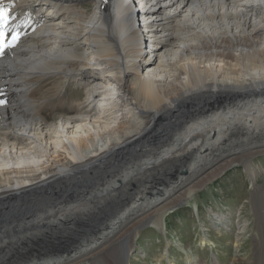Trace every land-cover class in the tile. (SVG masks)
I'll use <instances>...</instances> for the list:
<instances>
[{
  "label": "bare ground",
  "instance_id": "6f19581e",
  "mask_svg": "<svg viewBox=\"0 0 264 264\" xmlns=\"http://www.w3.org/2000/svg\"><path fill=\"white\" fill-rule=\"evenodd\" d=\"M3 4L21 35L0 56L3 264H127L143 226L161 230L170 211L236 162L255 185L259 171L249 165L264 155V0ZM240 135V148L224 149ZM147 154L156 159L117 170L114 159ZM187 157L189 174L176 185L132 188ZM81 187L95 192L80 200ZM256 191L260 264L264 193ZM80 201L97 211L82 215L99 222L93 241L68 252L53 241L34 244L36 227L80 222Z\"/></svg>",
  "mask_w": 264,
  "mask_h": 264
},
{
  "label": "rangeland",
  "instance_id": "374dc122",
  "mask_svg": "<svg viewBox=\"0 0 264 264\" xmlns=\"http://www.w3.org/2000/svg\"><path fill=\"white\" fill-rule=\"evenodd\" d=\"M88 4L90 3L83 2L84 6ZM76 87V85L72 87L74 88L72 89L73 93L76 92ZM70 99L72 101H79L80 96L72 95ZM245 136L240 135L226 141L227 144L224 146V149L234 150V148H240L242 143L237 142L245 139ZM247 142L250 143L252 141L246 140L245 144H248ZM154 156L147 154L135 156L136 158L126 157L114 160L118 161L116 163L118 165L117 170L126 173L131 168V171L133 169L138 170L136 167L139 166L137 165H141L143 161H149L150 158V161L156 159V156ZM145 158L148 160H145ZM190 158L192 159V157H187L182 162H176L171 166L167 164L163 168L165 171L161 170L163 173L154 170L148 171L147 176H139L138 182L133 185L135 188H132L138 189V191L145 189L147 192H150L152 188L176 185L179 177L185 178L188 176L189 173L184 174L182 172L185 169L188 170V167L193 163V159L190 160ZM121 166L125 168L123 169ZM249 166L259 171L255 185L253 184V178L246 170L245 164L236 162L216 180L200 187L189 202L170 211L166 217V223H164L161 230L150 224L143 226L140 230L142 234L138 236L134 243L135 248L131 252L130 262L127 261V264H256L253 241L258 235L259 221L253 209L255 208L254 200L257 199L255 198L257 193L256 188L264 193V155L260 154L253 157ZM168 170L170 171L167 172ZM116 175L112 177H116ZM146 178L150 180L148 181ZM82 188H80V200H82L83 196L93 195L95 192V189L92 188L84 192ZM91 203L87 207L88 209H86L80 201L81 214L80 222L78 223L71 222L70 225V222H62L61 224H55L53 227L44 225L43 228L36 227V229H32L31 232L38 235L34 244L42 241L48 244L53 241L59 243L57 245L58 252H68V248L72 251L83 244L87 245L93 241L96 234H98L97 228L99 222L91 218L87 220L88 222L83 223L85 219H82V215L83 217H90L96 214L97 211L93 206L94 202ZM62 205L65 206V209L67 208L65 203H62ZM62 210H64V207ZM60 211L50 220H55V217L61 214ZM0 222L2 226H7L8 224L5 220H0ZM6 235L9 236L11 234ZM238 235L240 237L239 242H237ZM204 241L213 242L214 244L202 245ZM26 246L30 247L33 244L27 241ZM0 253H4V251L0 250ZM107 258L110 259V256L108 255ZM3 261L4 259L2 260V256L0 255V262L2 264ZM6 263L8 264V262ZM260 264H264V259L261 260Z\"/></svg>",
  "mask_w": 264,
  "mask_h": 264
},
{
  "label": "snow or ice",
  "instance_id": "6c2138e0",
  "mask_svg": "<svg viewBox=\"0 0 264 264\" xmlns=\"http://www.w3.org/2000/svg\"><path fill=\"white\" fill-rule=\"evenodd\" d=\"M14 19L10 9L0 0V56H3L6 50L15 48L21 39L20 33L11 27ZM4 103L6 101H0V104Z\"/></svg>",
  "mask_w": 264,
  "mask_h": 264
},
{
  "label": "water",
  "instance_id": "95a60500",
  "mask_svg": "<svg viewBox=\"0 0 264 264\" xmlns=\"http://www.w3.org/2000/svg\"><path fill=\"white\" fill-rule=\"evenodd\" d=\"M182 173H184V174H187L188 173V170L187 169H185V170H183V172Z\"/></svg>",
  "mask_w": 264,
  "mask_h": 264
}]
</instances>
